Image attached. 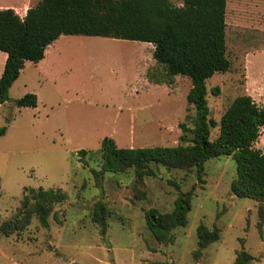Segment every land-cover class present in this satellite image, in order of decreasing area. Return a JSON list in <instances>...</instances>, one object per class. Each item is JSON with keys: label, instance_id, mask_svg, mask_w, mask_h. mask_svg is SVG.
<instances>
[{"label": "rangeland", "instance_id": "1", "mask_svg": "<svg viewBox=\"0 0 264 264\" xmlns=\"http://www.w3.org/2000/svg\"><path fill=\"white\" fill-rule=\"evenodd\" d=\"M172 2L183 5V0ZM226 22L232 67L207 81L211 117L218 122L239 95L249 94L264 106V0H228ZM125 41L128 44L97 42L80 47L55 81L44 80L42 85L29 62L12 86L10 100L0 106V128L7 127L0 135V227L19 213L25 188H61L67 193L50 216L49 227L35 217L21 233L0 234V264H235L243 250L256 258L248 264H264L261 202L232 192L237 175L232 155L208 160L205 182L198 180L195 168L153 164L156 175L147 176L138 188L134 169L106 172L97 183L92 169L102 168V140L112 137L114 122L120 125L116 139L121 147L173 146L181 142L180 124L191 125L188 115L194 114L187 102L189 77L179 78L171 90L164 86L138 96L125 95L124 80L131 79L136 56L143 50L134 41ZM143 75L171 86L166 66L158 62ZM83 85H87L83 96L70 89ZM36 90L38 106L15 104ZM218 134L219 127H213L212 139ZM255 147L264 152V127ZM172 181L184 192L195 185L193 207L188 225L174 229L173 240L164 243L149 230L145 212L174 209L179 189ZM100 200L108 208L106 235L94 220ZM201 223L210 229L217 226L221 237L196 255Z\"/></svg>", "mask_w": 264, "mask_h": 264}, {"label": "trees", "instance_id": "2", "mask_svg": "<svg viewBox=\"0 0 264 264\" xmlns=\"http://www.w3.org/2000/svg\"><path fill=\"white\" fill-rule=\"evenodd\" d=\"M228 0H183L182 6L172 0H40L22 17L14 8L0 9V50L8 54L0 78V106L10 100V89L20 77L27 60L39 62L46 49L62 35L104 36L149 42L155 45L154 58L166 66L170 76L183 75L192 81L187 102L194 110L188 115L191 125L181 123V142L173 146L120 147L113 137L102 140V168L92 169L99 183L106 172L134 169L137 188L147 176H155L153 164L168 168L197 171L205 182L206 162L221 155H232L237 162V175L231 190L239 197L261 202V224L264 220V152L255 147L264 127V106L251 95L237 96L220 121L211 117L207 81L216 73L227 72L232 62L227 55L226 10ZM219 88H214L217 94ZM19 107L38 106V95L27 93L15 100ZM11 118H8L10 120ZM219 127L215 139L211 129ZM7 127L0 128V135ZM86 150H81L82 155ZM179 195L172 211L146 210L149 230L160 242L173 240V230L189 223L195 185L184 192L177 182ZM2 184L0 179V196ZM142 196H146L143 192ZM67 193L61 188H25L19 213L3 222L0 234L9 236L24 231L36 217L49 227L55 207L63 203ZM108 208L100 200L94 220L101 233L108 229ZM200 255L210 243L221 237L220 229L204 223L198 227ZM256 258L241 251L235 264H248Z\"/></svg>", "mask_w": 264, "mask_h": 264}, {"label": "crops", "instance_id": "3", "mask_svg": "<svg viewBox=\"0 0 264 264\" xmlns=\"http://www.w3.org/2000/svg\"><path fill=\"white\" fill-rule=\"evenodd\" d=\"M39 2L40 0H10L5 3H0V9L14 8L16 12H18L22 17H24L27 14L28 9L32 6H35ZM84 36H87V35H84ZM132 41L134 42H131V43L143 46V50L142 49L139 50L140 51V53L138 54L139 56H136L137 58L135 59L134 73L131 79L126 78L124 80L125 85H123V89L126 92L125 95L129 94V96H135V95L138 96L147 90L153 91L158 88H162L164 86L167 87V89L171 90V88H176L175 84L179 78L187 77L183 75L171 76L172 78L171 86H168L166 84H161L158 81L148 79L146 76L143 75V70L148 69L149 66L151 65L153 66L156 65L157 61L155 58L153 59L155 45L149 42H142V41H135V40H132ZM97 42H104V43H116L117 42L120 44L121 43L128 44V42H126L124 39L109 38V37H104V36H97L96 38H90V37L81 38V37H76V35H62L54 43L48 46V48L46 49L45 57L42 60H40L37 63L27 60L25 63V67L21 72V75L25 71V69L27 68L30 62L31 64H33V66L38 72V73L36 72V74L40 78L38 81L41 85L44 83V80L45 81H50V80L55 81L54 79H55L56 74L61 71L66 61L69 60V57L75 56L77 50L80 47L81 48L90 47L92 46L91 44H97ZM120 48H122V46ZM7 57H8V54L0 50V78L4 72ZM20 77L14 82V84L20 79ZM82 87L81 88L73 87L70 89L76 94L79 93L81 94V96H83L87 93V89H86L87 85H83ZM39 93L40 92L36 90V94L38 95V104L40 103ZM122 106H125V105H122ZM120 111L121 112L118 113L117 118H121L124 108L123 107L120 108ZM119 126L120 125L118 121L112 124L114 132L111 133V136L114 137L117 144L120 142L118 139H116L117 138L116 135L118 136V132H119V129H118ZM128 147H134V146H128Z\"/></svg>", "mask_w": 264, "mask_h": 264}]
</instances>
